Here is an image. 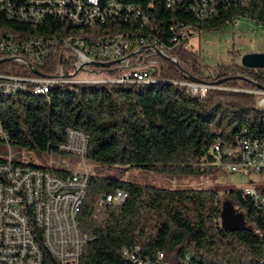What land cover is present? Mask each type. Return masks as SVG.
<instances>
[{"label":"trees","instance_id":"1","mask_svg":"<svg viewBox=\"0 0 264 264\" xmlns=\"http://www.w3.org/2000/svg\"><path fill=\"white\" fill-rule=\"evenodd\" d=\"M151 1L155 4L151 20L101 19L100 25L57 19L33 25L11 19L0 9V37L11 36L19 43L35 39L82 45V38L107 36L149 41L152 34L171 47L178 59L175 63L161 58L150 83H57L45 95L32 86L0 94V123L8 133V144L64 157L61 146L68 129L87 136L85 159L96 165L97 172L91 175L77 216L80 230L91 239L80 264H137L126 256L127 251L152 264H261L264 213L243 189L224 194L216 189H168L108 175L111 169H145L169 176L218 174L223 164L236 161L226 150L237 149L243 139L264 141V108L252 93L264 90V70L233 63L206 75L201 56L185 49L189 38L177 47L173 43L180 28L190 37L194 32L220 31L241 19L264 27V0H236L211 16L198 17L189 11L188 1L172 8L164 0H146L143 5ZM63 63L56 55L42 71L54 75ZM0 70L34 75L7 61ZM191 81L212 87L201 97L185 85ZM5 162L0 158V164ZM14 162L57 177L71 174L69 169ZM119 190L127 194V200L107 204L98 215L99 200ZM225 200L242 214L244 224L237 232L222 225ZM30 222L44 264H61L41 243L35 221Z\"/></svg>","mask_w":264,"mask_h":264},{"label":"built area","instance_id":"2","mask_svg":"<svg viewBox=\"0 0 264 264\" xmlns=\"http://www.w3.org/2000/svg\"><path fill=\"white\" fill-rule=\"evenodd\" d=\"M146 0H0V9L11 19L28 24L45 22L46 19H70V22L89 21L100 25L101 18H130L151 20L155 9L153 1ZM168 8L188 1L190 12L196 17L211 16L222 5L236 0H164ZM187 3V5H188ZM240 20H235L237 25ZM155 24V23H154ZM158 25L155 24V30ZM172 27L171 31H175ZM177 30V28H176ZM179 36L173 39L177 47L188 34L180 28ZM171 47L149 34V41L112 38L84 39L82 45H68L65 42H37L36 40L15 41L11 36L0 37V65L3 61L20 66L34 64L31 71L49 66L51 58L59 55L64 63L54 75L41 73L40 76L10 74L0 70V90L18 93L30 88L46 91L57 83H148L153 81L152 72L159 67L161 58L177 62L168 54ZM160 52V53H159ZM153 61L147 63V59ZM29 61H31L29 63ZM119 64L109 66L111 63ZM142 61V62H140ZM96 64H101L98 66ZM27 67V66H26ZM28 68V67H27ZM29 69V68H28ZM97 79V80H96ZM192 94L206 96V84H185ZM254 93V92H253ZM258 105L264 108V92H256ZM0 139L9 141L8 133L0 123ZM237 149L225 151L236 161L225 163L221 171L230 175H264V141L243 139ZM87 136L68 129L67 141L61 146L65 154L81 158L79 168L71 170L66 177L41 174L40 168L15 164L10 154L7 162L0 164V264H44L42 249L37 236L30 227V220L41 232V243L61 264H80L85 246L90 237L78 225L77 216L81 211L88 190L92 171L85 155ZM222 151L220 146L216 152ZM250 197L264 213V187L245 188ZM127 200L124 191L102 198L98 202L97 214L101 215L107 204L121 205ZM49 240L57 241V248H49ZM126 256L137 264H152L142 261L127 251ZM162 258V255H160ZM264 264V261L261 262Z\"/></svg>","mask_w":264,"mask_h":264},{"label":"rangeland","instance_id":"3","mask_svg":"<svg viewBox=\"0 0 264 264\" xmlns=\"http://www.w3.org/2000/svg\"><path fill=\"white\" fill-rule=\"evenodd\" d=\"M188 38L189 41L185 49L201 56L202 66L205 68L204 72L206 75H213L219 66H230L233 63L241 64V59L246 54L264 53V27L246 19H241L237 25L230 24L220 31L210 33L194 32L190 37L188 34ZM168 55L177 59L172 51ZM151 61H153L152 58L147 59V63ZM30 62L31 61H29V63ZM26 66L29 69H31V66L37 68V66L32 63L30 66L25 65L23 67ZM36 70L44 73L40 71V68ZM33 76L40 75L34 72ZM187 83L199 84L200 82L191 81ZM207 86L209 88L212 87L209 85ZM256 92H264V90H252L253 94ZM255 95L258 101L259 97H262L261 94ZM10 154L15 161H24L29 164L42 165L48 168H64L73 171L79 168V162L81 160L80 157L70 154H66L64 157L60 155H39L36 152L25 150L16 144L9 145L5 141H0V158L7 159ZM87 164L92 173L97 172L95 164H90L88 162ZM108 175L111 177H118L125 181L168 189H216L220 194H224L231 190L264 187V175H230L222 171L213 175L169 176L160 175L145 169H130L128 171L111 169ZM226 202L228 201L225 200V203ZM240 215L242 216V214Z\"/></svg>","mask_w":264,"mask_h":264},{"label":"water","instance_id":"4","mask_svg":"<svg viewBox=\"0 0 264 264\" xmlns=\"http://www.w3.org/2000/svg\"><path fill=\"white\" fill-rule=\"evenodd\" d=\"M119 63L120 61L114 62L109 66H114ZM96 65L101 66V64ZM241 65L246 69L264 70V53H249L244 55L241 59ZM221 222L223 227L230 232H237L244 224L243 217L236 212L231 202L224 204Z\"/></svg>","mask_w":264,"mask_h":264},{"label":"bare ground","instance_id":"5","mask_svg":"<svg viewBox=\"0 0 264 264\" xmlns=\"http://www.w3.org/2000/svg\"><path fill=\"white\" fill-rule=\"evenodd\" d=\"M230 3V2H229ZM226 4V3H225ZM217 11V10H216ZM101 19H110V18H101ZM62 20H70V19H62ZM24 22V21H23ZM80 22H89V21H80ZM25 23V22H24ZM40 23H44V22H40ZM154 31H155V24H154ZM184 32V31H183ZM79 37H81V36H79ZM33 40H35V39H33ZM37 42H42V41H40V40H36ZM68 45H72L71 44V41H68ZM73 45H79V44H77V43H74ZM154 81V80H153ZM153 81H150V82H153ZM150 82H148V83H150ZM51 86H53V85H50L47 89H46V91H39V90H36V93L37 94H40V95H45V94H47L48 92H49V89H50V87ZM28 90V88H25V89H20L19 90V92L20 91H27ZM13 92H10V91H6V90H0V94H12ZM41 174H50L49 172H46V171H41ZM49 248H57V241L56 240H49Z\"/></svg>","mask_w":264,"mask_h":264}]
</instances>
